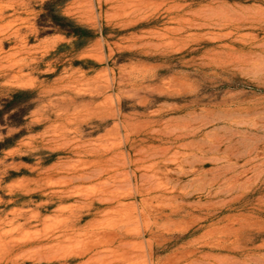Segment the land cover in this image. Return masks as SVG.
Wrapping results in <instances>:
<instances>
[{"label": "rangeland", "instance_id": "rangeland-1", "mask_svg": "<svg viewBox=\"0 0 264 264\" xmlns=\"http://www.w3.org/2000/svg\"><path fill=\"white\" fill-rule=\"evenodd\" d=\"M0 264H264V0H0Z\"/></svg>", "mask_w": 264, "mask_h": 264}, {"label": "trees", "instance_id": "trees-1", "mask_svg": "<svg viewBox=\"0 0 264 264\" xmlns=\"http://www.w3.org/2000/svg\"><path fill=\"white\" fill-rule=\"evenodd\" d=\"M54 16V18H59V19H64L65 17H60V16H58V15H53ZM66 19V18H65ZM64 19V20H65Z\"/></svg>", "mask_w": 264, "mask_h": 264}]
</instances>
